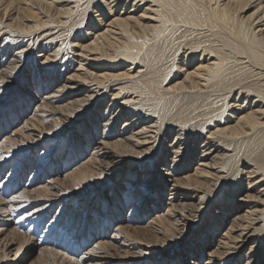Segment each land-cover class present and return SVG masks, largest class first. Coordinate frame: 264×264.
<instances>
[{
    "label": "bare ground",
    "instance_id": "bare-ground-1",
    "mask_svg": "<svg viewBox=\"0 0 264 264\" xmlns=\"http://www.w3.org/2000/svg\"><path fill=\"white\" fill-rule=\"evenodd\" d=\"M0 41V264H264V0H0Z\"/></svg>",
    "mask_w": 264,
    "mask_h": 264
},
{
    "label": "rangeland",
    "instance_id": "rangeland-1",
    "mask_svg": "<svg viewBox=\"0 0 264 264\" xmlns=\"http://www.w3.org/2000/svg\"><path fill=\"white\" fill-rule=\"evenodd\" d=\"M15 46V47H14ZM20 47L21 46V44H19V45H17V44H13V43H10V44H7V41H0V49H5L6 48V51H14V52H19V48H16V47ZM43 61V58L42 59H37L36 60V63L39 65H42V64H44V62H42ZM48 65H46V67H47ZM57 69H55V70H58V73H60L61 74V76H63V75H65V70H63V71H60L59 69L60 68H58V66L56 67ZM81 210H82V208H80V213H81ZM96 215L98 216V217H100V218H102L101 217V215L99 214V212H96ZM78 226L79 225H77L76 226V228H78ZM73 232H75V230L73 229V230H71V233H73ZM70 237V236H69ZM203 259V261L206 259V257H204V258H202ZM122 260H124V259H122ZM148 264H150V263H148Z\"/></svg>",
    "mask_w": 264,
    "mask_h": 264
}]
</instances>
